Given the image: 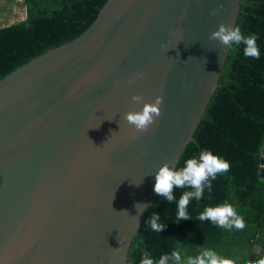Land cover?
Segmentation results:
<instances>
[{"label": "water", "instance_id": "1", "mask_svg": "<svg viewBox=\"0 0 264 264\" xmlns=\"http://www.w3.org/2000/svg\"><path fill=\"white\" fill-rule=\"evenodd\" d=\"M239 11L107 0L80 36L0 79V264H127L155 173L177 167L218 87L231 47L209 36ZM134 95L163 97L144 133L123 119L143 106ZM259 165L264 180V148ZM254 253L247 264L264 258Z\"/></svg>", "mask_w": 264, "mask_h": 264}, {"label": "trees", "instance_id": "2", "mask_svg": "<svg viewBox=\"0 0 264 264\" xmlns=\"http://www.w3.org/2000/svg\"><path fill=\"white\" fill-rule=\"evenodd\" d=\"M107 0H21L25 18L0 27V79L46 51L80 36L92 24ZM245 36H257L259 59L245 56V45H231L218 87L211 97L193 140L175 168L209 150L229 163L227 172L209 177L202 198L190 199L189 220L178 221V201L193 188L173 187L175 199L158 196L147 211L133 239L127 264H140L147 251L154 262L162 255L179 251L181 260L168 264H189L204 249L214 250L233 264H247L255 247L264 249V180L259 177L260 151L264 148V0H240L236 23ZM227 202L243 217L245 227L221 228L209 220L200 221L206 207ZM156 213L165 225L154 232L147 221ZM259 258V255H256Z\"/></svg>", "mask_w": 264, "mask_h": 264}, {"label": "clouds", "instance_id": "3", "mask_svg": "<svg viewBox=\"0 0 264 264\" xmlns=\"http://www.w3.org/2000/svg\"><path fill=\"white\" fill-rule=\"evenodd\" d=\"M222 11L221 8L212 10L210 15H218ZM218 30L211 33L209 36L210 41H218L222 46L231 47V45H245V56L259 59L260 52L257 47V36L248 35L245 36L241 33L239 27L225 26L223 23L219 24ZM163 47V46H162ZM142 75L137 74L135 79H141ZM129 84L134 83V80H129ZM133 103L142 104L140 111H130L124 114L123 119L133 126L136 131L140 133L147 132L149 127L152 126L156 119L161 115V106L163 104V97L157 96L152 103H146L142 96L134 95L131 97ZM230 168L228 162L224 159L217 157L209 150H203L199 154V158H193L186 161V166L181 170H175L169 167V163H164L159 167L155 173V184L153 191L162 197H165L168 202H172L175 197L173 195V187L183 188L189 186L194 191H185L181 194L178 201V221L189 220V216L186 212L187 205L190 199L195 198L199 201L202 198L205 187L211 191L212 185L209 177L216 178V174L220 172H227ZM148 207L146 204L137 203L135 208L139 214ZM127 212V211H122ZM200 221L209 220L215 225L231 229L235 227L238 230H242L245 227L243 217L239 216L232 205L225 202L224 204L216 207H206L204 211L199 215ZM160 216L153 213L148 219L147 226H150L154 232H161L165 225L159 223ZM172 259L176 262L181 260L180 252L173 251L171 256L165 254L159 258L158 262H154L150 258V254L144 251L140 264H168V261ZM189 264H233V261L227 258L219 256L214 250L204 248L199 255L189 260ZM255 264H264V258L259 261H255Z\"/></svg>", "mask_w": 264, "mask_h": 264}, {"label": "rangeland", "instance_id": "4", "mask_svg": "<svg viewBox=\"0 0 264 264\" xmlns=\"http://www.w3.org/2000/svg\"><path fill=\"white\" fill-rule=\"evenodd\" d=\"M25 18L21 0H0V27L13 24Z\"/></svg>", "mask_w": 264, "mask_h": 264}, {"label": "flooded vegetation", "instance_id": "5", "mask_svg": "<svg viewBox=\"0 0 264 264\" xmlns=\"http://www.w3.org/2000/svg\"><path fill=\"white\" fill-rule=\"evenodd\" d=\"M258 258V257H257Z\"/></svg>", "mask_w": 264, "mask_h": 264}]
</instances>
